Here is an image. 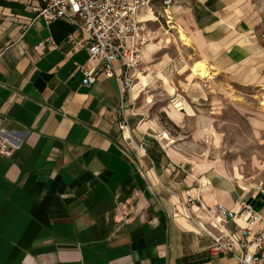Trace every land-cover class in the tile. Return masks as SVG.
<instances>
[{"label": "crops", "instance_id": "obj_1", "mask_svg": "<svg viewBox=\"0 0 264 264\" xmlns=\"http://www.w3.org/2000/svg\"><path fill=\"white\" fill-rule=\"evenodd\" d=\"M247 2L174 0L166 29L162 0H151L140 13L151 38L146 73L122 96L104 75L82 84L89 54L67 43L70 22L39 18L42 0H0V132L15 145L0 155V264H237L211 253L186 214L187 193L198 200L192 216L208 226L205 210L219 204L243 202L264 218V190L186 155L201 125L188 140L160 119L186 132L205 86L264 85V32ZM191 59L206 62L210 79L187 74ZM246 226L239 215L226 230Z\"/></svg>", "mask_w": 264, "mask_h": 264}, {"label": "built area", "instance_id": "obj_2", "mask_svg": "<svg viewBox=\"0 0 264 264\" xmlns=\"http://www.w3.org/2000/svg\"><path fill=\"white\" fill-rule=\"evenodd\" d=\"M173 2L162 0L160 17L167 25H173L170 13ZM150 6L151 0H42L41 8L36 11L47 24L66 20L74 27L67 43L75 50L85 48L89 54L90 67L83 70L84 86L94 85L104 75L117 81L124 96L146 73L143 56L151 38L140 13ZM48 44L52 50L60 47L53 39ZM180 62L185 64L182 58ZM116 64L121 66V73L117 72ZM13 149L15 145L0 132V155L11 156ZM197 202L188 192L185 211L202 236L211 240L210 251L214 256H230L237 264H264V218L258 212L243 202L234 209L219 204L205 210L210 217L208 227L192 216L190 208ZM239 215L246 219L247 226L235 233L228 232L226 226ZM259 224L261 227L254 230Z\"/></svg>", "mask_w": 264, "mask_h": 264}, {"label": "rangeland", "instance_id": "obj_3", "mask_svg": "<svg viewBox=\"0 0 264 264\" xmlns=\"http://www.w3.org/2000/svg\"><path fill=\"white\" fill-rule=\"evenodd\" d=\"M245 5L251 7L259 34H262L264 0H248ZM163 25L168 29L165 21ZM171 33H175V39L172 37V40H177L182 45L186 44L182 38L185 35L182 30H180L182 41L177 30H171ZM168 38L170 36L166 37ZM187 43L190 44L188 39ZM196 63H202L207 67L205 79L193 75L191 69ZM208 67L205 61L191 59L184 69L187 74L193 75L195 82L202 83L210 79ZM143 77L144 75L140 76V79ZM204 88L208 96L195 103L198 116L195 120L187 122L186 132H179L165 116H161L162 125L168 128L174 137L184 136L188 140L195 139L194 129L201 125L205 133L198 140V144L185 151L186 155L210 168L223 169L232 175L237 185L243 184L247 190L253 192L264 190V85L240 87L218 82L212 88L206 86ZM170 103L177 105L174 100ZM172 112L174 114L176 110L173 109Z\"/></svg>", "mask_w": 264, "mask_h": 264}, {"label": "bare ground", "instance_id": "obj_4", "mask_svg": "<svg viewBox=\"0 0 264 264\" xmlns=\"http://www.w3.org/2000/svg\"><path fill=\"white\" fill-rule=\"evenodd\" d=\"M174 28V27H173ZM183 40L186 41L187 43V38L185 37V35L182 36ZM188 45H190L189 43H187ZM193 75H195V77H201L202 79H205V77L207 76V67L205 65H203L202 63H196L192 69H191ZM191 112V111H189ZM193 114V113H191Z\"/></svg>", "mask_w": 264, "mask_h": 264}]
</instances>
